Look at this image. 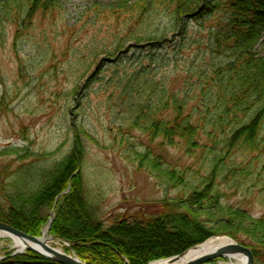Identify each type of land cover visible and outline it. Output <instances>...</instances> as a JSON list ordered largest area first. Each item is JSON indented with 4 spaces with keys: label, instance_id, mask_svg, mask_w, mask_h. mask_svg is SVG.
Listing matches in <instances>:
<instances>
[{
    "label": "rangeland",
    "instance_id": "rangeland-1",
    "mask_svg": "<svg viewBox=\"0 0 264 264\" xmlns=\"http://www.w3.org/2000/svg\"><path fill=\"white\" fill-rule=\"evenodd\" d=\"M117 1L59 0L61 8L56 14L36 12L18 24H0L1 201L11 182L24 171L23 178L31 175V169L39 176L69 155L75 132L81 127L92 136L85 138L84 184L93 198L97 197L100 216L109 225L118 218L158 215L164 203L175 209L174 201L184 200L206 181L209 157L202 149L192 153L161 137L151 139L139 129L127 131L123 123L126 113L111 108L109 94L115 86L109 81L116 73L153 65L141 86L149 79L158 90L195 106L204 72L210 73L212 66L221 63L210 46L215 31L229 18L222 7L224 0H208L210 9L205 7L184 24L156 23L152 29L160 28L159 35L152 32L124 41L116 40L119 30L109 31L105 13L98 10ZM256 51L264 55V33ZM152 52L163 57L158 67L152 62ZM156 95L159 91L152 94L154 100ZM172 105L159 117H172ZM201 139L209 143L207 135ZM134 151H149L163 169L178 171L183 183L174 186L158 172L153 173ZM259 155L234 148L216 179L223 202L247 209L254 217H264V158ZM249 164L253 172L236 175L228 171ZM47 225L39 236H44ZM47 235L53 237L49 230ZM51 246L76 254L57 237ZM18 250L11 237L0 238V264H24L16 256L34 252ZM229 262L230 258H219L213 264Z\"/></svg>",
    "mask_w": 264,
    "mask_h": 264
},
{
    "label": "trees",
    "instance_id": "trees-1",
    "mask_svg": "<svg viewBox=\"0 0 264 264\" xmlns=\"http://www.w3.org/2000/svg\"><path fill=\"white\" fill-rule=\"evenodd\" d=\"M210 6L208 0H118L98 10L105 13L109 31L119 30L116 40L124 41L152 32L159 35L160 28L152 29L156 23L167 20L173 25L177 21L184 24ZM222 7L229 18L215 31L210 46L221 63L212 66L210 73L204 72L195 106L158 90L149 79L141 86V79L147 78L145 73L151 72L153 65L116 73L109 81L115 86L109 94L111 108L126 113L123 123L128 132L139 129L151 139L161 137L169 144L186 147L188 152L200 148L208 155L210 171L200 187L193 188L184 200L174 201L175 209L164 203L158 215L118 218L107 224L100 216L97 197L93 198L84 184L85 138L92 136L81 127L75 132L71 153L64 159L39 176L31 169L28 178H23L24 171L11 182L0 200V222L39 236L51 219L49 233L68 241V250L87 264H148L219 235L244 244L252 251L255 264H264V217L225 204L216 184L220 167L226 165L234 148L260 153L258 157L264 158V55L256 51L264 33V0H224ZM59 8V0H0V24H18L36 12L56 14ZM150 56L156 67L163 61L162 55L152 52ZM157 91L154 100L152 94ZM170 105L174 115L160 118ZM203 134L209 143L202 142ZM134 152L153 173L158 172L174 186L183 183L178 171L163 169L149 151ZM228 171L242 175L253 172V168L249 164L246 168L229 167ZM16 258L24 264H59L30 251Z\"/></svg>",
    "mask_w": 264,
    "mask_h": 264
},
{
    "label": "water",
    "instance_id": "water-1",
    "mask_svg": "<svg viewBox=\"0 0 264 264\" xmlns=\"http://www.w3.org/2000/svg\"><path fill=\"white\" fill-rule=\"evenodd\" d=\"M50 228L51 222L48 223L46 230H50ZM0 232H7L22 239L26 243H36L42 245L47 254L38 251L32 246L28 247L27 249L39 253L40 255L47 257L59 264H86L76 254L75 256H72L66 252L44 244V242L42 241L43 236L40 237L30 235L4 222H0ZM225 237L227 239L226 241L216 243L213 248L206 249L209 245L215 243L211 238H209L181 254L157 261H167L169 263H174L180 258L186 256L190 251H194L199 252V254L194 259L188 261L186 264H209L219 258H230L234 255H243L246 257V264H255V258L250 248L230 236ZM23 251L24 250H18L17 253H22Z\"/></svg>",
    "mask_w": 264,
    "mask_h": 264
},
{
    "label": "bare ground",
    "instance_id": "bare-ground-1",
    "mask_svg": "<svg viewBox=\"0 0 264 264\" xmlns=\"http://www.w3.org/2000/svg\"><path fill=\"white\" fill-rule=\"evenodd\" d=\"M44 233L45 234H44V236L42 238V241L44 242V244H47V245L51 246V243L54 242L55 238L49 237L47 235V231H45ZM2 237H11L14 240V242L16 244V247L19 250H26L28 247L32 246L35 249H37L38 251L47 254L45 249L40 244L26 243L22 239H20V238H18L16 236H13V235H11V234H9L7 232H0V238H2ZM211 239L215 243L212 244V245H209L206 249L213 248V246L216 243L223 242V241L227 240L225 236H218V237L215 236V237H212ZM198 254H199V252L190 251L186 256L180 258L179 260H177L174 263H169L167 261H153V262H150L148 264H186L188 261L194 259ZM228 264H246V257L243 256V255H234L233 257H230V262Z\"/></svg>",
    "mask_w": 264,
    "mask_h": 264
}]
</instances>
